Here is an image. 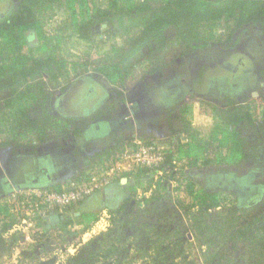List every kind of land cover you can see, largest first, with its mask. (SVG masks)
Wrapping results in <instances>:
<instances>
[{"label":"trees","instance_id":"obj_1","mask_svg":"<svg viewBox=\"0 0 264 264\" xmlns=\"http://www.w3.org/2000/svg\"><path fill=\"white\" fill-rule=\"evenodd\" d=\"M155 1L21 0L16 9L0 19V136H8L4 144L33 136L36 132L44 136L56 132V143L64 148L79 134L78 130L70 127L69 119H56L51 115H41L44 118H39L40 100H45L48 96L39 93L35 77H43L45 71L54 70L53 66L60 67L63 81L68 79V68L70 70L74 67L78 71L83 69L84 72L87 70L85 64L71 65L63 57H55L57 48L44 59L32 57L36 49L28 46L27 32L35 31L45 49L54 40V37L49 39L45 35V24L40 20V17H46V13L50 15L57 9H63L70 14L69 26L77 33L85 28L91 30L93 24L100 22L109 25L111 39L118 35L127 37L124 47L112 48L119 62L95 69L108 86L117 89L122 88L126 80L137 77L147 81L148 88L155 89L157 83L153 81L152 76L157 73H161L162 83L172 76H188V66L183 60L190 55L205 57L210 51L213 52V49L221 47L231 53L239 42L255 40L260 43L264 39V0H158L156 5ZM50 16L48 19H51ZM64 28L67 29L68 26ZM170 30L174 31L173 38L169 37ZM56 41L60 44L59 36ZM39 50L38 48L37 51ZM144 61L148 63V68L139 75L136 73L137 67ZM30 63L32 65H29ZM37 87L40 89L41 85ZM256 88L260 95L259 100L264 101V70ZM199 102L197 105L210 110V114L215 118L222 117L225 120L222 121L226 122L225 129L220 125L216 128L218 135H221L219 147L223 150V156L228 154L231 162L229 164L233 167L219 170L218 166H224L226 163L225 158L217 155L204 161L203 171L197 175L195 172L182 174L183 166L179 168V173H168L165 180L173 179L176 185L182 184L183 178L187 181L186 194L191 199L189 203L173 198V191L170 192L168 187L162 184L163 176L156 182L153 177L143 176L142 174L151 172L143 169L138 174L136 185H131L127 201L110 210V232L124 225L131 227L135 232L142 231L159 219L161 224L174 225L170 232L173 238L180 239L188 231H192L205 237L210 247L212 238H223L205 259V264H236L235 259H240L242 264H264V199L251 204L250 207L235 209L225 204V210L220 214L215 213L216 219L212 220L213 211L221 207V202L218 191H214L210 186V179L216 175L231 172L230 174L238 179H253L254 173H261V168L264 167V154L261 161L264 151V121H260L256 113L257 101L246 103L222 100L221 106ZM107 107L113 116L119 112L118 106L112 102H108ZM190 112L189 106L179 105L173 112L175 117L170 113L158 119L157 126L164 131L162 136L168 137L172 154L176 149H182L177 142V123H182L184 127L189 126L188 119L192 115ZM23 124L25 132L21 133L18 130ZM155 126L143 122L136 129L119 133L116 138L106 137L98 142L86 144V147L96 152L101 149L94 160L99 159L97 165H106L107 168L117 162L114 160L119 158L121 152L134 139V135L148 142L156 140ZM4 144L0 146H6ZM163 156L162 172L172 164V155L165 151ZM185 156L189 164L196 167L199 159L189 156L187 152ZM75 160V175L41 191L64 194L83 186H91L93 171L98 167L94 165L90 168L87 165V156L80 153H76ZM211 165L217 166L218 170L210 171ZM89 169L92 175L87 174ZM230 169L235 170L237 174ZM121 176L123 172L119 170L115 179L119 180ZM142 180L151 187L153 195L144 200V208L140 203H134L128 211L127 205L132 200H137L136 191ZM253 181L263 187L264 191V173ZM116 182L120 184V181ZM197 183L203 185V188L196 189ZM24 198V190H17L12 194L10 204H0V243L4 234H8L28 218L32 222L31 238L41 245L40 257L50 256L57 251L66 252L69 247H74L77 252L74 256H69V260L67 258V264H97L101 260L107 261L120 254L113 244L111 249L105 250L103 247L97 249L92 243H83L82 236L88 229L81 230L73 218L63 217L71 214L83 200H73L60 205L47 201L44 197L32 195L30 199L33 206L44 213H35L28 217L31 209L23 205ZM166 201L168 205L165 204ZM182 213L191 218V226L188 227L184 223ZM50 215L60 216L57 226L49 227L45 224L43 216ZM84 216L91 222L96 220L94 214ZM65 233L71 235L72 243L67 241ZM213 244L215 245L214 241Z\"/></svg>","mask_w":264,"mask_h":264},{"label":"rangeland","instance_id":"obj_2","mask_svg":"<svg viewBox=\"0 0 264 264\" xmlns=\"http://www.w3.org/2000/svg\"><path fill=\"white\" fill-rule=\"evenodd\" d=\"M1 1V0H0ZM8 2V12L11 10L16 9L19 5L21 0H3ZM158 0L154 2L156 5ZM2 9H6L5 6H0V12H2ZM43 13V12H42ZM44 15V14H43ZM52 15V17L50 16ZM46 13V17L42 16L40 17V20H43L44 26V33L50 38L54 37V40L51 41L50 45L47 46V49L44 48L43 42H40L39 35L35 31H29L26 33V36H29L30 33L35 32L37 34V37L39 39V45L30 47L29 41H27V44L30 48H33L35 52H33L34 59H44L46 58L50 53L54 52V56L58 57L61 56L65 60H67L71 65H74V63L77 64H85L86 65V72H84L83 69H75L74 67L68 68V79L63 81L62 78V70L60 67L53 66V69L51 72L45 71L43 73V77H35V84L37 86L41 85V88L37 90L41 95L48 96L45 100H40V111L39 112V118L43 119L41 115H51L55 117L56 119H69L62 113L63 109L65 108V100H63L60 104H56L54 101V98L57 97L61 92L67 90L70 86L76 87L75 92L81 93L84 91V83H82L80 86H78L80 81L84 79H89L92 84H94L95 87H98L100 90L97 91L99 94H106L109 95L108 102H112L118 106L119 112L115 114L117 117L122 113V111H127V107H122V101L128 100V101H135V97H138L140 94L144 93L146 89L148 91H153L155 89L148 88L147 81L141 80L140 77H137L136 79L132 78L131 80H126L125 84L122 88H113L108 86L104 78L101 77L100 74L95 72V69L101 68L104 66H110L111 64H117L119 62V59L116 58L112 48L113 46H117V48L124 47L125 41L127 40L126 36H116L115 38L111 39L112 37L109 34V25L107 24H101L96 23L92 25V29L88 30L87 28L80 30L78 33L72 30V28L69 26L70 24V14L66 11L62 10H55L51 14ZM48 16L51 17V19H48ZM42 18V19H41ZM68 26L67 29H65V26ZM170 38H173L174 31H169ZM61 40L60 44H57L56 38ZM249 41V40H247ZM259 44V45H258ZM261 45V46H260ZM41 46H43L41 48ZM54 47V49H53ZM40 49L37 51V49ZM217 49V50H215ZM213 49L208 55L205 57H199L197 55H190L186 57L183 62L186 63L188 66L189 74H193L194 76L197 75L199 67L202 65L207 69V67L217 64L215 66V69H219L221 64H223V61H231V63L238 64L239 59H242L246 55V59L249 56L251 58L255 59L262 57L264 55V41L263 43H256L254 41H249L248 43L239 42L237 46L233 49V52L229 53L230 50H227L224 47L215 48ZM210 57V58H209ZM203 58V59H202ZM199 59V61H198ZM200 64L199 62L201 61ZM247 60V61H248ZM250 61V60H249ZM248 61V64L250 65V62ZM225 63V62H224ZM29 65H32L31 63ZM175 65V62L173 63V67ZM248 65V66H249ZM251 67V65L249 66ZM56 68V69H55ZM148 68L147 62H142L136 70V73L142 74L145 72ZM213 69V68H212ZM257 71V70H256ZM255 71V76L257 77V73ZM228 76L230 75L229 71L226 73ZM161 73H157L156 75L152 76L153 81L157 83V87L159 84H163L161 82ZM179 76H172L169 78L171 80L172 78H176ZM181 77V76H180ZM185 77V76H182ZM168 80V81H169ZM167 81V82H168ZM40 83V84H38ZM65 89V90H64ZM254 93H257L258 95L255 96ZM254 93L249 94L244 100V102L249 103L251 100L257 101L256 104V113L258 115V118L260 121H264V101H260V95L257 91V88ZM10 94V93H9ZM6 96V95H5ZM236 101L240 102V100L235 99ZM107 102V103H108ZM197 102L199 100L192 98H189L188 101H184L182 104H180V107L183 105H187L191 109V117L188 119L189 126H183L182 123H177L176 131L178 134V143L179 147L182 148L183 151L191 150L192 157L199 156L198 157V164L196 167H193L189 164V160L187 157L180 152L181 149H176L175 153L169 149L166 150L168 152V155H172V161L171 166L168 165L169 168H165L163 170V183L166 187H168V190L170 192L173 191L174 199H182L186 201L187 203L191 202L190 198L187 196L186 192V185L187 181L183 178L182 184L176 185L173 179L165 180L168 176V173H179V168L183 166L182 174L192 173L195 172V175L199 173L200 171H203L202 163L206 160L213 159L214 156L220 155L224 159V166H218L219 170L229 169L228 167H233L229 164L230 157L228 154L223 156V150H220L219 147V138H221V135H218L217 133V126L220 125L222 129H225L226 122L223 120L222 117L215 118L212 114H210V110L206 109L203 106H198ZM201 104H210V101L203 100L200 101ZM38 105V103H37ZM36 105V107H38ZM197 105V106H196ZM218 106L220 105V102L217 103ZM108 108V107H107ZM109 111V109H107ZM198 112L201 118V120H204V128L200 129L199 131H195L192 128V124L195 120V112ZM53 113V114H52ZM63 114V115H62ZM79 115V112L78 114ZM139 116V115H138ZM208 116L211 117L209 120ZM89 120H94L96 116L89 115ZM100 117V116H99ZM218 117V116H217ZM78 118V117H74ZM73 118L69 119L70 121V127L73 128L71 121ZM190 120V121H189ZM202 120V121H203ZM143 123V122H142ZM140 123V124H142ZM24 125L20 127L18 130L21 133L25 132ZM187 131H186V129ZM74 129V128H73ZM156 130V140H159L157 138L159 131V135H163L162 129L159 127V129ZM56 132H51L48 134V136L41 135L40 133L36 132L33 136H29L27 138H19L16 141H8V144L6 141L8 140V136L4 134L3 136H0V144L6 145L4 147L0 146V175H7V177L11 180H14L15 173L14 170H12L11 166L13 165L14 158L19 157L24 153H30V152H36L39 150V152H45L49 151L51 148V145L48 144L49 140L55 139L56 141ZM165 138V137H164ZM251 139H254L251 137ZM166 140H168V137H166ZM155 141V140H154ZM162 142V141H160ZM70 144V143H69ZM89 144V143H88ZM188 145H202L204 147V150L202 148H190L188 149ZM171 146V145H170ZM165 147V146H163ZM187 149V150H186ZM102 151L101 149L98 150V152ZM96 150L90 149L87 154L88 159V166L94 167V160L96 159V154L98 153ZM37 153V152H36ZM220 153V154H219ZM263 154L264 151L261 154V161H263ZM230 155V154H229ZM227 158V159H226ZM238 161V160H237ZM236 161V162H237ZM231 163V162H230ZM95 169V168H94ZM93 169V170H94ZM217 166L211 165L209 167V170H215L216 171ZM217 169V170H218ZM99 168L95 171H93V176L97 175V171ZM162 170V169H161ZM233 172L236 173L235 170L230 169ZM140 170L139 172H141ZM139 172H136L138 174ZM230 172V171H229ZM258 171L257 173H259ZM231 173V172H230ZM230 173H226L227 178H223L222 181L211 182L210 186L211 188H214V191H218L219 198L221 202V207L217 210L213 211V219H216L215 213H222V211L225 210L224 205L228 204L227 206L235 209V207H250L251 204L261 201L264 199V191L260 190L263 189V187H260L259 185L254 184V179L264 173V167L261 168V173L257 175V173H254L253 179L246 178L248 181L245 183H239L236 187L234 184V181H232L230 178L234 175H229ZM237 174V173H236ZM143 175V174H142ZM165 175V176H164ZM146 176V175H144ZM153 176H151L152 178ZM166 177V178H165ZM255 177V178H254ZM154 178V177H153ZM237 178V177H235ZM226 180V181H225ZM154 181H158V179L154 178ZM245 181V179H244ZM225 182V183H224ZM173 183V187L170 188L169 184ZM196 189L203 188L201 184L197 183ZM141 185L146 188V191H152L151 187L146 183L145 180H142ZM84 187V186H83ZM87 187V186H85ZM178 189V190H176ZM17 190H13L10 194L7 196L0 198V204L11 203V197L12 194L15 193ZM144 192V191H142ZM247 192H250L249 195ZM153 193H150V196L148 199L151 198ZM142 200H145L144 198H141ZM140 199V196L137 195V200L134 203H141L142 200ZM32 203V202H31ZM167 204V201L165 202ZM168 205V204H167ZM144 208V206L142 207ZM129 211V210H128ZM128 211H125L127 213ZM197 211V210H195ZM226 215V213L224 212ZM184 220V223L189 227L191 226V218L186 216L184 213H182ZM67 216V215H64ZM49 217V216H46ZM159 220V219H158ZM155 221L149 226L142 230L135 232L134 229H131L129 226H122L119 229H116L112 232H110L111 226L107 229L105 233L100 235L99 237H96L95 239L89 240L86 243H92L97 249L103 247L105 250L111 249L112 244L120 251L119 255L113 256L110 260L103 261L101 260L97 264H205V259L212 254V251L214 247H216L219 244L220 240H223V238H217L214 237L212 240L214 241L215 245L212 242L211 247L209 246L205 237L202 235L200 236L198 233H194L192 231H188L184 237L182 238H173L170 235L171 230L173 229L174 225L172 224H161L160 222ZM211 220V221H212ZM222 220V219H221ZM223 221V220H222ZM220 221V222H222ZM212 223V222H211ZM215 228V227H214ZM216 229V228H215ZM7 235V234H6ZM5 236V234H4ZM23 236L22 231L16 232V233H8L7 239L5 240L6 243L3 245H0V264H67L69 260V256H74L76 254L75 248L71 249L69 252H63V251H57L53 252L50 256L46 257H40L41 251L40 249H35V245H32L31 243L21 244V237ZM21 242V243H20ZM106 244V245H105ZM15 258L14 260H10L11 258ZM37 258V259H36ZM68 258V260H67ZM236 264H242L243 262L239 259H235Z\"/></svg>","mask_w":264,"mask_h":264},{"label":"crops","instance_id":"obj_3","mask_svg":"<svg viewBox=\"0 0 264 264\" xmlns=\"http://www.w3.org/2000/svg\"><path fill=\"white\" fill-rule=\"evenodd\" d=\"M249 41H245L244 43H248ZM251 41L256 42L255 40ZM263 41L264 39H262L261 43H263ZM248 58H250V61L246 59L245 55V57L239 59L238 64L226 61V59L223 61V64L219 65L221 66L219 69H215L217 64H213L215 66L211 65L207 67V69L205 68V70L202 65L200 67L198 65L199 71L196 76L190 74L185 77L179 76L172 78L168 82L159 84L158 87L151 92L146 89L144 93L135 97V101H122V107H127L128 110L122 111L117 117H112V113L107 110V102L109 100V95H107V93L102 95L97 93L100 89L95 87L96 85L94 86L89 79L80 81V83L77 84L80 86L84 83V91L79 94L78 92H74L76 96L71 98L70 101H65V108L62 111L64 114H62L63 116L69 119L73 118L71 120L73 121L72 125L74 129L79 131L78 136L64 148L59 147L55 139H52L49 140L48 143L51 145L48 152L45 151L41 153L39 150L36 151L37 153L23 152L20 157L18 155V157L14 158L13 165L11 166L12 170L16 172L14 180L9 179L5 174L0 175V198L7 196L13 190H41L50 188L59 182L69 180L77 172L75 160L76 153L87 156L90 150L86 147V144L98 142L106 137L114 136L116 138L121 132L129 129H136L142 122L154 126L156 125V129H159L157 126L159 117L167 116V114L170 113H172V117H175L176 114H173V112L184 101H188L189 98L193 97L199 101L208 100L210 104L214 106H217V103L222 100L228 101L238 99L240 102H244L246 98L243 97H247L249 94L255 92L257 82L261 78V72L264 70V55L260 57L261 59L256 58L255 61L251 56ZM202 59L199 64L203 62ZM247 60L250 62L251 67H249L250 65ZM228 71L230 73L229 76L226 74ZM255 71L258 72L257 77L255 76ZM74 86H70L67 90L64 89L65 91L54 98L57 105L65 100V96L72 90H76ZM78 112L79 115H77ZM195 113V120L192 124V128L195 131H199L204 128V120H201L203 117L200 116L197 111ZM89 115H91V117L96 116V118L91 121L89 120ZM210 118L211 117L208 116L207 120ZM157 133V137H159L157 139L162 141L163 146H165L166 149H171L169 141L162 135H159V131H157ZM135 136L136 135L133 137ZM189 147L193 149L202 148V150H204L202 145H194V147L188 145V149H190ZM190 151L191 150H188L186 152L192 157V152ZM180 152L183 156L185 155V151L182 152V149ZM199 156L194 157L198 158ZM116 160H118V158L114 161ZM94 162H96L95 166L99 169L106 167V165H97L99 161ZM110 165L112 166V164ZM90 172L89 169L87 174ZM138 174L133 173L130 175L123 173V176H121L119 180H113L109 187L89 198L87 197L73 212H71V214L63 216L66 219L73 218L74 222L79 225V229H88L82 236L83 243L89 242V240L95 239L105 233L97 230L98 221H100L101 218L104 219L103 226L109 228L111 225L110 210L119 207L127 201L131 185H136L139 179ZM144 175L145 174H143V176ZM223 178H227V175L222 174L213 176L212 179H210V183L222 181ZM230 179L234 181L235 185L236 183H248L246 179L244 181V179H238L233 176ZM116 181H120V184ZM142 191L148 192L143 185L139 184L136 191L137 195ZM249 193L250 192H247L248 195ZM134 201L135 200H132L127 205V210L132 208ZM88 214L95 215L96 220L95 222L93 221L94 223L84 216ZM60 219L59 215H50L48 220L44 219V221L47 226L53 227L59 224ZM65 234L67 241L72 243L73 239L71 235L68 233ZM7 236L8 234L1 238L0 245L6 243L5 240ZM37 249L41 251V245H38ZM71 249L74 248L69 247L68 251ZM12 259L13 257L11 260Z\"/></svg>","mask_w":264,"mask_h":264},{"label":"built area","instance_id":"obj_4","mask_svg":"<svg viewBox=\"0 0 264 264\" xmlns=\"http://www.w3.org/2000/svg\"><path fill=\"white\" fill-rule=\"evenodd\" d=\"M167 149L163 147L162 142L160 140L155 141H144L137 137L125 147L123 152L120 154L116 164L107 167L101 168L97 171V175L91 178L92 185L88 187H80L75 191H71L64 194H57L54 192H45L43 193L39 189H31V190H24V201L23 205H27L31 212L27 214L28 217H31L35 213L43 214V210H39L35 208L31 203L30 197L33 195L38 198H46L47 201L56 202L60 205L67 204L73 200H85L87 197H91L94 194L103 191L105 188L109 187L112 184V181L115 180V175L117 171H122L123 173L133 174L143 169H148L151 172H148L146 176H153L155 179H159L163 176V172L161 168L164 164V153ZM91 173V172H90ZM89 175H92V173ZM94 174V173H93ZM170 188L173 187V183L169 184ZM148 192H141L139 193L140 199L144 198L145 200L149 198L150 193ZM142 200V199H141ZM143 207L144 200L140 203ZM46 216H43L45 219ZM107 219V218H106ZM110 219V217H109ZM103 218L98 221V228L97 230L100 232H106L108 227L103 226ZM32 228V222L27 218L25 219L21 225L15 227L10 233H16L22 231L23 236L21 237V243H31L35 245L34 247H38V244L31 238L30 231ZM77 249H75V252ZM69 252V251H68ZM13 258L12 260H14ZM11 260V259H10ZM11 260V261H12Z\"/></svg>","mask_w":264,"mask_h":264},{"label":"flooded vegetation","instance_id":"obj_5","mask_svg":"<svg viewBox=\"0 0 264 264\" xmlns=\"http://www.w3.org/2000/svg\"><path fill=\"white\" fill-rule=\"evenodd\" d=\"M5 6L6 5V9H2V12H0V19H2V18H4L5 16H6V14L8 13V2L7 1H3V0H1L0 1V6ZM74 92H75V89L74 90H72L69 94H67L66 96H65V101L67 102V101H70V99L71 98H74V96H76V95H74Z\"/></svg>","mask_w":264,"mask_h":264},{"label":"water","instance_id":"obj_6","mask_svg":"<svg viewBox=\"0 0 264 264\" xmlns=\"http://www.w3.org/2000/svg\"><path fill=\"white\" fill-rule=\"evenodd\" d=\"M27 41H29L28 43H29L30 47L39 45V39H38L37 34L35 32H32L29 34V36H27ZM254 95L257 96L258 94L254 93ZM45 219L48 220V217H46Z\"/></svg>","mask_w":264,"mask_h":264}]
</instances>
